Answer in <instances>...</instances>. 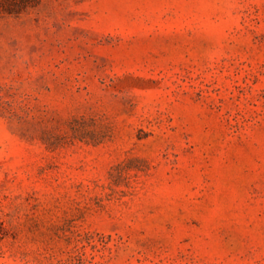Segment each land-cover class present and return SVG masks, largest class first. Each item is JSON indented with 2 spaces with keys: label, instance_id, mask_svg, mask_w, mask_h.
Here are the masks:
<instances>
[{
  "label": "rangeland",
  "instance_id": "374dc122",
  "mask_svg": "<svg viewBox=\"0 0 264 264\" xmlns=\"http://www.w3.org/2000/svg\"><path fill=\"white\" fill-rule=\"evenodd\" d=\"M0 264H264V0H0Z\"/></svg>",
  "mask_w": 264,
  "mask_h": 264
}]
</instances>
